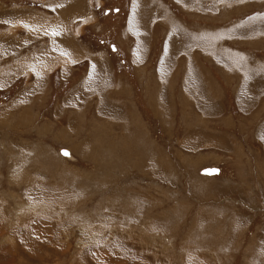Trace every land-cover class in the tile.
I'll list each match as a JSON object with an SVG mask.
<instances>
[{
  "label": "rangeland",
  "instance_id": "obj_1",
  "mask_svg": "<svg viewBox=\"0 0 264 264\" xmlns=\"http://www.w3.org/2000/svg\"><path fill=\"white\" fill-rule=\"evenodd\" d=\"M47 1L0 0V264H264V0L94 1L81 62Z\"/></svg>",
  "mask_w": 264,
  "mask_h": 264
},
{
  "label": "crops",
  "instance_id": "obj_2",
  "mask_svg": "<svg viewBox=\"0 0 264 264\" xmlns=\"http://www.w3.org/2000/svg\"><path fill=\"white\" fill-rule=\"evenodd\" d=\"M94 1H96L97 3H100L102 0H48L47 1V5L45 7V12H43L44 14L42 13V14H39L38 16L43 18L42 20L44 21V23H43L44 26L48 25L50 23L52 26L54 25V27H55V25L58 24L59 21L64 22V27H63L64 31L62 33V38L64 39V43L66 45V50L64 48L59 50L57 47H55L56 43L53 42L54 38L51 37L50 35L46 34L44 36L46 38H48L49 41L47 43H45V46H46V49H47V50L43 51V53L45 55H49L51 53H54L56 55V54L59 53L58 55L59 56L62 55L65 58V60H73L74 61V59H75V61H77V62L78 61L81 62V61H84V60L89 61V60H91V58L92 59L96 58V59H100V60L101 59H105L106 60L105 53L103 52L102 49L97 50L96 52H94L95 54L93 52H90L91 50L86 51L81 46L73 44L72 41H70L69 38L67 37V33L65 31L67 29L68 23L70 21H72V19H73V21L75 19H77L79 21H86L88 18H90V15L93 14L91 6H92ZM61 9H64V10L60 11ZM58 12H59V14H58ZM60 13L63 16H61ZM36 20H38V19H36ZM130 26H131V24H130ZM48 27L49 28H47L48 29L47 31H49L50 28H51L50 26H48ZM131 29H132V26H131ZM66 39H67V41H66ZM40 52H41V50H40ZM41 54H42V52H41ZM69 57H74V58H69ZM76 57H78V58H76ZM84 57H85V59H84ZM40 61H41V65L44 64V62L41 59H40ZM36 64L39 67L41 66L39 61H37ZM69 67L70 66L68 65V69H66L67 67L60 68L59 69V73L57 75H59L61 78H70V77H75V75L77 73H80V72H77L78 70L77 71H70ZM88 71H89V68H88ZM81 72H82L81 73L82 75H77V76L78 77L81 76V78L84 77L83 81H80L79 83H78V81H76L72 85V87H71V89L69 91V93H70L69 95L74 94L75 96L77 95L78 98H79V95L83 96V95L88 93L86 91V88H88V87L91 88L92 91H94V90L96 91V89H94L95 87L93 86L94 84H92V81H91L90 72H87V70L86 71H81ZM51 74L53 75L54 73H51ZM43 76L44 77H41V76L40 77L41 78H45V76H46V79H44V81H43L44 83L45 82L46 83H51L50 79L47 80V78H50V75L44 74ZM102 77L103 76L100 75L101 79H98L99 81H96L99 88H102L104 83L107 82L106 80H108V76L105 77V78L103 77L105 80H102ZM39 81H41V80H39ZM43 82L41 81V84L44 85ZM41 87H40V85H38L35 90H30L31 94H36L37 92L40 93V92H44V90H47L45 85H44V87H45L44 90H42ZM32 91H33V93H32ZM100 91H102V89L99 90V93L101 95H103ZM28 94H30V93H28ZM96 98H97V96H96ZM76 99H77V97H76ZM90 100H91V98H90ZM64 102H65L64 103L65 105H66V103L70 104L68 101H64ZM87 102H88V100H87L86 97L85 98H81L80 97V101L78 102V105H71V106H73L74 109L82 110V109H84L87 106ZM14 104L15 103H13V105H11V106L14 107ZM82 104H84V105H82ZM74 116H76V115L74 114Z\"/></svg>",
  "mask_w": 264,
  "mask_h": 264
},
{
  "label": "bare ground",
  "instance_id": "obj_3",
  "mask_svg": "<svg viewBox=\"0 0 264 264\" xmlns=\"http://www.w3.org/2000/svg\"><path fill=\"white\" fill-rule=\"evenodd\" d=\"M145 3H146V2H145ZM191 6H192V5H191ZM17 12H18V11H17ZM137 13H138V12H137ZM143 15H144V14H143ZM143 15H142V14L140 15V13L138 14V16L136 15V17H138V19H140V20H139V21H140L139 23H145V22L142 20V19H143V18H142ZM19 16H20V15H19ZM136 17H135V19H136V21H137V18H136ZM135 19H133V20H135ZM37 21H38V20H37ZM134 22H135V21H133L132 26L137 24V23L134 24ZM38 24H39V23H38ZM40 24H42V23H40ZM48 25H49V24H48ZM134 27H135V26H134ZM143 27H144V26H143ZM54 28H55V27H54ZM40 29H41V28H40ZM40 29H38V30H40ZM50 31H51V30H50ZM57 31H58V29H57ZM41 32H42V31H41ZM44 32H46V31H44ZM52 32H53V31H52ZM174 36H175V35H174ZM5 42H7V41H5ZM5 42H4V43H5ZM7 43H8V42H7ZM10 43H11V42H10ZM2 44H3V43H2ZM5 45H6V44H5ZM9 45H10V44H9ZM6 47H7V46H6ZM11 47H12V46H11ZM34 63L36 64V62H34ZM36 65H37V64H36ZM40 65H41V63H40ZM41 66H42V65H41ZM41 66H40V67H41ZM32 67H33V64H32ZM37 67H38V65H37ZM9 74H10V73H7V75L4 76V77H2V78L6 79V78L9 76ZM68 157H71V156L69 155V153H68ZM105 248H106V247H105Z\"/></svg>",
  "mask_w": 264,
  "mask_h": 264
},
{
  "label": "water",
  "instance_id": "obj_4",
  "mask_svg": "<svg viewBox=\"0 0 264 264\" xmlns=\"http://www.w3.org/2000/svg\"><path fill=\"white\" fill-rule=\"evenodd\" d=\"M67 153V155H64L63 153ZM61 153H62V155H64V156H68V152L67 151H61ZM202 175H205V176H212V175H214L215 173H216V171H214V170H202L201 172H200ZM209 173H213V174H209Z\"/></svg>",
  "mask_w": 264,
  "mask_h": 264
},
{
  "label": "snow or ice",
  "instance_id": "obj_5",
  "mask_svg": "<svg viewBox=\"0 0 264 264\" xmlns=\"http://www.w3.org/2000/svg\"><path fill=\"white\" fill-rule=\"evenodd\" d=\"M52 35L53 36H55L56 35V33H52ZM64 155H67V153L65 152V153H63ZM209 174H213V173H209Z\"/></svg>",
  "mask_w": 264,
  "mask_h": 264
}]
</instances>
